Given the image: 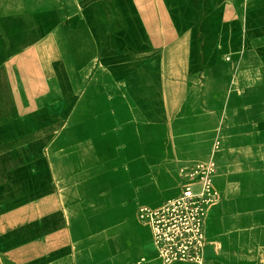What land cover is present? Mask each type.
<instances>
[{
    "label": "rangeland",
    "instance_id": "rangeland-1",
    "mask_svg": "<svg viewBox=\"0 0 264 264\" xmlns=\"http://www.w3.org/2000/svg\"><path fill=\"white\" fill-rule=\"evenodd\" d=\"M189 2L163 43L133 0H0V264H162L139 208L205 165L208 245L174 264H264V0Z\"/></svg>",
    "mask_w": 264,
    "mask_h": 264
},
{
    "label": "built area",
    "instance_id": "built-area-1",
    "mask_svg": "<svg viewBox=\"0 0 264 264\" xmlns=\"http://www.w3.org/2000/svg\"><path fill=\"white\" fill-rule=\"evenodd\" d=\"M213 175V165H205L200 185H186L179 197L161 207L139 209L163 264L197 262L203 256L209 241L205 221L219 197Z\"/></svg>",
    "mask_w": 264,
    "mask_h": 264
},
{
    "label": "crops",
    "instance_id": "crops-1",
    "mask_svg": "<svg viewBox=\"0 0 264 264\" xmlns=\"http://www.w3.org/2000/svg\"><path fill=\"white\" fill-rule=\"evenodd\" d=\"M183 2L184 4H182L181 6L179 5L180 6L179 8L174 9V7L171 8L169 6L166 0H133V3H135V7H136V12H135L137 13L136 16L138 17V20L144 27L146 34L149 35V37L152 40L163 41V43L166 40H171V39L177 40L178 38H180L181 32L184 30L185 25L190 24L191 27L192 26L191 22L195 21L193 14L191 15L189 13L190 10L188 8V6L190 5L189 0H183ZM184 188H182L180 193L176 195L174 198L179 197ZM141 207H146V206H141ZM153 208H158V207H153ZM205 228H206V221H205ZM150 231L152 235V244H153L152 229H150ZM155 251L158 257V252L156 247H155ZM142 260H143L142 262H144L145 259ZM158 260L160 261L159 257ZM160 262L162 263V261Z\"/></svg>",
    "mask_w": 264,
    "mask_h": 264
}]
</instances>
